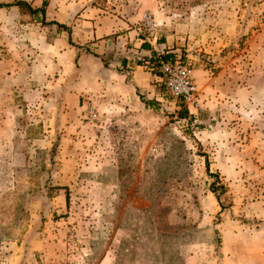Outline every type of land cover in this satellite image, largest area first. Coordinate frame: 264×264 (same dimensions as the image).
I'll return each instance as SVG.
<instances>
[{
	"label": "rangeland",
	"instance_id": "1",
	"mask_svg": "<svg viewBox=\"0 0 264 264\" xmlns=\"http://www.w3.org/2000/svg\"><path fill=\"white\" fill-rule=\"evenodd\" d=\"M155 1L147 31L161 21L182 36L173 54L195 81L198 66L222 72L206 76L197 112L165 85L147 106L67 32L79 58L63 79L57 25L0 9V264H264V0ZM91 53L106 65L88 71ZM238 121L259 138L243 136L246 158L226 164L224 132Z\"/></svg>",
	"mask_w": 264,
	"mask_h": 264
},
{
	"label": "crops",
	"instance_id": "2",
	"mask_svg": "<svg viewBox=\"0 0 264 264\" xmlns=\"http://www.w3.org/2000/svg\"><path fill=\"white\" fill-rule=\"evenodd\" d=\"M58 5L60 7L56 4L49 5L46 11L47 20H56L70 26L72 37H75L79 44H87L91 50L105 55L108 65L113 68H109L110 71L115 72L120 79L125 80L130 76L133 84L140 89V93L147 95H144L143 99L153 101L154 95H157L155 97L156 100L163 99L165 94H163L162 90L165 82L160 70V55L164 52L176 51L178 48H174L179 47L183 42H179V38H182V36L170 33L168 27L162 25L161 21H158L157 34L147 31L142 23L143 15L148 8H152L155 11L157 1L108 0V6L106 7L90 5L82 9L80 1H61ZM51 27L54 28V26ZM55 44L57 47L62 46L61 48L67 61V67L66 65H60L59 68L60 72L65 75L62 78L66 80V75L71 74L73 71V63L77 54H79V49L67 45L65 31L58 33L57 38H55ZM60 55L64 56L63 54ZM81 58L86 62L87 70L91 72L92 69L88 66L89 63L96 59L103 63L101 58L92 53L81 55ZM95 63L98 68L99 62ZM194 72L198 89L202 88L201 85L205 83L206 76L208 79H218L222 74V72H219L216 76L210 77L208 70H205L202 66H198ZM209 82L211 83V81ZM215 88L216 86L212 83L208 90L200 94L201 99L205 100V98H208L209 93L213 92L210 90ZM256 89L255 84L244 86L238 90V95L241 97L243 94L254 93ZM212 99H214L213 96ZM209 102L211 103L212 101L208 100L206 105ZM235 117L241 118L238 114H235ZM242 126L238 121L236 127L225 130L226 142L223 140L222 146L227 145V147H220V149L226 151L225 155L221 157L223 163L226 162L228 164L230 161L233 163L237 157L238 159L246 158L241 157L242 154L240 153L249 147L244 143L243 136L248 134L251 136L252 140L249 142L251 146L253 145L252 141L259 138V130L256 126L255 128L247 127L244 129ZM221 129L224 130V128ZM216 146L214 147L215 149ZM213 154L216 155V152ZM215 157V159H220L218 156ZM262 211L264 216V209ZM255 235L259 236L260 239L264 237V234L259 232Z\"/></svg>",
	"mask_w": 264,
	"mask_h": 264
},
{
	"label": "built area",
	"instance_id": "3",
	"mask_svg": "<svg viewBox=\"0 0 264 264\" xmlns=\"http://www.w3.org/2000/svg\"><path fill=\"white\" fill-rule=\"evenodd\" d=\"M143 22L148 30H152L157 26L151 12L145 13ZM160 70L163 74L167 91L174 97L179 98L182 103L188 106L192 113L194 112L193 108L197 112L200 108V103L192 68L177 57L173 61L161 60Z\"/></svg>",
	"mask_w": 264,
	"mask_h": 264
},
{
	"label": "trees",
	"instance_id": "4",
	"mask_svg": "<svg viewBox=\"0 0 264 264\" xmlns=\"http://www.w3.org/2000/svg\"><path fill=\"white\" fill-rule=\"evenodd\" d=\"M9 6H18L19 8L23 9V10H27L29 12V14H31L33 16L34 19L41 17V20L43 23L46 24H52V25H57L58 29L61 31H65L68 33L69 35V41L72 43V29L70 26L60 23L56 20H50L47 21L46 20V8L48 6V1L47 0H43L42 4L40 6H33L30 2L25 1V0H18L12 3H0V9L4 8V7H9ZM79 54H77L76 57V62H78V57ZM96 56V55H95ZM176 55L173 54V52H164L160 55V59L161 60H165V61H173L176 58ZM104 62V61H103ZM104 64L106 65V63L104 62ZM145 104L149 107L154 106V101H144ZM179 117L183 118V119H188L189 118V110L187 108H183L181 109V111H179ZM216 177L218 178V176L216 175ZM213 186L216 185V181L212 183ZM214 190H216L214 188ZM217 198H220L217 195Z\"/></svg>",
	"mask_w": 264,
	"mask_h": 264
}]
</instances>
